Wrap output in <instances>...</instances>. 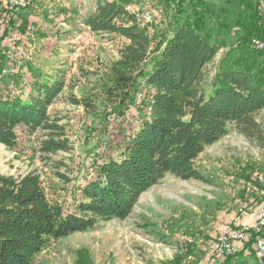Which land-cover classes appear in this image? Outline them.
Wrapping results in <instances>:
<instances>
[{"label": "trees", "instance_id": "16d2710c", "mask_svg": "<svg viewBox=\"0 0 264 264\" xmlns=\"http://www.w3.org/2000/svg\"><path fill=\"white\" fill-rule=\"evenodd\" d=\"M131 4L97 0L80 19L81 29L117 35L125 44L105 70L87 72L97 76L93 86L83 85L81 96L70 93L68 99L91 117L118 119L139 110V126L124 136L120 156L100 165L75 210L49 196L38 172L17 176L0 169V264H31L50 240L86 231L100 220L127 218L140 195L167 174L206 181L196 159L230 125L264 145L258 119L264 110V49L252 44L254 37L264 38L260 1L164 0V16L154 24ZM19 16L24 24L29 21V13ZM228 46L233 48L211 74L209 66ZM5 49L3 37L0 67L7 61ZM236 50L240 54L231 55ZM26 73L28 92L21 86L25 73L0 78L8 88L0 90V143L14 147L23 126L29 134L45 131L41 153L70 151L66 126L49 111L68 87L64 71L49 75L31 64ZM253 248L229 264H252ZM76 255L75 264H94L87 247Z\"/></svg>", "mask_w": 264, "mask_h": 264}, {"label": "rangeland", "instance_id": "374dc122", "mask_svg": "<svg viewBox=\"0 0 264 264\" xmlns=\"http://www.w3.org/2000/svg\"><path fill=\"white\" fill-rule=\"evenodd\" d=\"M96 2L33 0L27 8L12 12L9 0H0V38L4 37L8 48L3 66L19 72L17 75L25 73L23 92L29 89V65L49 75L64 71L68 87L49 111L66 126L72 144L70 151L43 154L39 147L45 131L29 134L21 126L14 147L0 143V169L17 176L38 172L49 196L71 210L83 199L84 186L97 178L100 165L119 157L124 136L139 126V110L118 119L108 114L91 117L82 106L69 102L70 93L81 96L83 85L91 87L96 82L97 76L87 72L105 70L125 44L117 35L81 29L80 19ZM163 2L132 0L130 9L141 18L151 11L154 24L164 16ZM24 13L30 14L26 24L19 16ZM231 48L220 51L209 66L211 74ZM4 76L8 78V74ZM9 86L15 88L12 83ZM7 89L0 82V90ZM258 119L264 127V110ZM195 163L206 181L167 174L140 195L127 218L100 220L91 229L50 240L31 264H75L76 251L83 247L89 249L94 264H229L241 251L250 252L254 247L252 264H264V258H258L255 239L230 236L236 222L240 228L245 224L251 229L259 223L252 208L264 203V145L245 138L230 125L228 133L208 146ZM263 234L264 227L257 237Z\"/></svg>", "mask_w": 264, "mask_h": 264}, {"label": "built area", "instance_id": "2783aa9c", "mask_svg": "<svg viewBox=\"0 0 264 264\" xmlns=\"http://www.w3.org/2000/svg\"><path fill=\"white\" fill-rule=\"evenodd\" d=\"M32 3H33V0H9V9L12 12H15V11L27 8L28 6L32 5ZM259 9L262 11V6H260ZM142 19L145 22H151L154 20V15L151 11H145L142 14ZM252 44L257 49H264L263 38L254 37L252 39ZM9 73H15V71L10 72L8 68L0 67V78ZM263 179L264 178H261V180ZM252 212L256 215V218L259 220V223H257L256 226L253 227V229L255 230L249 228L245 224H243L244 228H240L239 226L240 224L236 222L234 225L236 227H233L231 229L230 236L232 238L239 239V240H251V239L254 240L255 239L256 252L258 253V258L262 259L264 258V234L263 236L257 237V232H260L262 228L264 227V203L254 206V208H252ZM242 213H243V210H242ZM229 251H231L230 248H229Z\"/></svg>", "mask_w": 264, "mask_h": 264}, {"label": "crops", "instance_id": "0c3cea01", "mask_svg": "<svg viewBox=\"0 0 264 264\" xmlns=\"http://www.w3.org/2000/svg\"><path fill=\"white\" fill-rule=\"evenodd\" d=\"M259 1H260L261 5H262V9L264 11V0H259Z\"/></svg>", "mask_w": 264, "mask_h": 264}]
</instances>
